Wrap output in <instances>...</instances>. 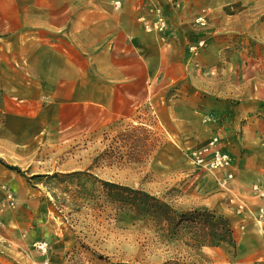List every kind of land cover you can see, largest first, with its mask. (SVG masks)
Listing matches in <instances>:
<instances>
[{"label": "crops", "instance_id": "obj_1", "mask_svg": "<svg viewBox=\"0 0 264 264\" xmlns=\"http://www.w3.org/2000/svg\"><path fill=\"white\" fill-rule=\"evenodd\" d=\"M252 1L143 0L166 16L162 34L138 21L150 16L139 0H0L1 136L26 144L101 130L169 93L168 105L181 101L209 137L210 113L230 116L234 129L243 119L240 138L231 136L228 145L232 177L187 167V181L198 178L190 199L225 216L234 240L230 252L197 247L198 264H264V202L251 190L264 182V47H243L251 37L236 28L238 10ZM197 16L204 25L194 23ZM200 39L205 45L193 54L188 47ZM25 190L7 208L0 203V264H42L40 240L49 245V264H71L50 238L45 202ZM240 202L245 208H237Z\"/></svg>", "mask_w": 264, "mask_h": 264}, {"label": "rangeland", "instance_id": "obj_2", "mask_svg": "<svg viewBox=\"0 0 264 264\" xmlns=\"http://www.w3.org/2000/svg\"><path fill=\"white\" fill-rule=\"evenodd\" d=\"M250 5L248 10H238L236 28L251 37L243 47L260 50L264 47V0ZM241 32L236 34L237 43L243 40ZM160 96L153 105L139 107L132 119L107 128L74 136L34 137L19 144L1 136L5 114L0 83V148L7 149L0 154V164L21 169L18 173L2 164L1 170L10 174L0 172L1 207L4 202L5 208L6 203L14 204L17 193L26 192L25 188L36 194L46 204L50 238L71 264H198L199 226L190 225L173 235L159 219L118 209L107 201L102 183L142 189L180 210L200 206L190 199L198 191V178L190 183L186 172L187 167L194 168L195 174L202 171L189 153L208 141V129L189 121L181 101L168 105L170 93L168 99L166 94ZM180 97L175 93V98ZM221 246L230 252V245Z\"/></svg>", "mask_w": 264, "mask_h": 264}, {"label": "trees", "instance_id": "obj_3", "mask_svg": "<svg viewBox=\"0 0 264 264\" xmlns=\"http://www.w3.org/2000/svg\"><path fill=\"white\" fill-rule=\"evenodd\" d=\"M1 163L7 168L21 173L20 167ZM57 175V173L53 174V176ZM102 183L106 187L107 201L113 203L118 209L130 210L137 215H147L153 219H159V224L163 226L164 230L173 235L190 225H192L191 227L199 226L202 233L200 234L201 241L197 247L202 245L221 246L222 243L234 246L228 219L205 205L180 210L142 189L111 181H102ZM210 221L217 223L215 228L210 224ZM193 233L194 231H192Z\"/></svg>", "mask_w": 264, "mask_h": 264}, {"label": "built area", "instance_id": "obj_4", "mask_svg": "<svg viewBox=\"0 0 264 264\" xmlns=\"http://www.w3.org/2000/svg\"><path fill=\"white\" fill-rule=\"evenodd\" d=\"M141 3L139 6L143 7L144 5L148 6V11L150 16L139 15L137 17L138 21L144 24V28L147 31H157L162 34L168 33L169 26L167 23L166 16L162 10L157 5H148L139 0ZM194 23L199 25H204L205 20L201 16H197L194 19ZM205 45L203 39L197 40L195 43H192L188 48L193 54H197L200 48ZM211 121L212 127L210 130V137L208 141L201 147L190 151L189 156L191 161L203 168L207 172H214L215 170H221L226 172L228 178L232 177V173H227V171L232 167L233 157L228 149V145L231 140L230 137L234 136L235 138H240L243 130V123L240 120V124L237 128H233L231 125V119L228 115H222L219 113H212L208 117ZM252 192L257 197L263 200L264 202V182L257 181L252 186ZM238 209L245 208L244 203L240 202L237 204ZM259 221L264 220V216L261 215L258 219ZM35 248L39 253L44 255L42 264H49L48 254H49V245L45 240H40L35 243Z\"/></svg>", "mask_w": 264, "mask_h": 264}]
</instances>
